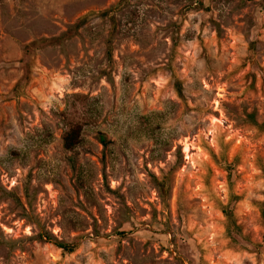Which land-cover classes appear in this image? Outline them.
<instances>
[{
  "label": "rangeland",
  "instance_id": "rangeland-1",
  "mask_svg": "<svg viewBox=\"0 0 264 264\" xmlns=\"http://www.w3.org/2000/svg\"><path fill=\"white\" fill-rule=\"evenodd\" d=\"M0 264H264V0H0Z\"/></svg>",
  "mask_w": 264,
  "mask_h": 264
},
{
  "label": "trees",
  "instance_id": "trees-1",
  "mask_svg": "<svg viewBox=\"0 0 264 264\" xmlns=\"http://www.w3.org/2000/svg\"><path fill=\"white\" fill-rule=\"evenodd\" d=\"M177 90H178V93L181 97H183V89H182V86L181 84H177ZM81 136V130L80 129H75L73 131H71L70 133H68L66 136H65V149L68 150V151H73L76 149V147L80 144V137ZM102 142L105 144L106 143V140L103 139ZM229 170V168H228ZM164 186V184H162ZM224 214L228 220V223H229V231H231V227L233 226L234 228L236 227L235 226V222H234V218H233V213L229 210H224ZM49 241H52L49 239ZM57 247H59L60 249L64 250L65 252L67 253H74L75 250H76V246H69L67 244H62V243H59V242H56L55 244Z\"/></svg>",
  "mask_w": 264,
  "mask_h": 264
}]
</instances>
